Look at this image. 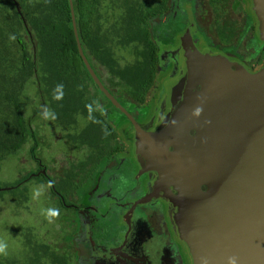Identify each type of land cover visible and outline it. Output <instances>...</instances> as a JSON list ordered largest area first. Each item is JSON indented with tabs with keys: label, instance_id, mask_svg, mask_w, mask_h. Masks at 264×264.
<instances>
[{
	"label": "water",
	"instance_id": "obj_1",
	"mask_svg": "<svg viewBox=\"0 0 264 264\" xmlns=\"http://www.w3.org/2000/svg\"><path fill=\"white\" fill-rule=\"evenodd\" d=\"M12 1L37 62L29 19ZM242 1L240 42L256 25L249 47L259 51L264 0ZM69 3L80 55L113 107L103 114L131 146L86 194L93 207L81 213L78 262L264 264V66L255 70L239 46L215 41L199 16L204 0H171L168 14L149 20L160 86L139 105L107 86L84 48L75 0Z\"/></svg>",
	"mask_w": 264,
	"mask_h": 264
},
{
	"label": "rangeland",
	"instance_id": "obj_2",
	"mask_svg": "<svg viewBox=\"0 0 264 264\" xmlns=\"http://www.w3.org/2000/svg\"><path fill=\"white\" fill-rule=\"evenodd\" d=\"M134 1L100 0L99 4L97 25L99 29H102L104 36L109 37L113 42L117 50L119 68L137 62L138 58L142 56L140 46L138 48L135 45L128 46L129 44L119 41L120 28L127 16V4ZM150 1L157 6L163 0ZM210 14L212 16V13ZM0 19L4 21L3 18L0 17ZM0 25L5 26V21L3 23L0 20ZM28 37L24 38V41L31 46V51L34 53L33 45ZM24 57L23 47L19 43L18 36L14 33L13 39L9 30L7 33L4 30L3 34L0 27V129L1 123L6 120L5 116L10 113L5 103L12 92L17 91L21 95L23 104L21 106L26 118L29 117L32 126H35L43 138L41 140L43 142L38 148V157L48 166L51 175L56 180L60 179L61 174L63 178H67L70 173L67 172L70 170V164L78 162L83 164L82 161L88 160L89 152H86L88 148L84 143L96 146L97 139L94 141L91 135L103 134V131L95 117L93 121L90 120V124L87 126V116L92 117L89 112L93 111L90 106H87V112L85 109H81L76 114L69 113L68 117L72 121L68 123L67 119H63L67 124L61 122L59 118H54L48 107V110L37 116V110L46 106L41 99V85L38 84L40 79L47 92V96L45 94L46 101H50L48 95L51 89L49 73L42 67V63H39L38 77L31 76L29 78L27 66L23 61ZM21 67H23L24 77L29 79L18 85L9 70L17 71ZM97 67L104 80L109 82L111 78L109 70L103 64H98ZM8 85H14L13 89L7 88ZM89 90L91 95L97 94L96 88L91 84ZM116 91L120 96H125L121 94L124 91ZM98 99L105 103L101 96ZM99 109L101 108L99 107ZM60 115L63 116L61 113ZM31 117H34V120L30 119ZM69 141L75 142L69 144ZM2 145L5 147H0V189L15 185L38 168L32 156V148L35 145L32 139L17 151H11L8 146ZM13 146L17 148L16 145ZM99 152L100 148L93 155V160L100 157ZM93 163L94 161L89 162L90 165L83 175L92 173ZM72 177L75 178V175L73 174ZM75 180L77 179L75 178ZM67 182L70 184V179ZM71 187H75V184ZM25 191H31V194L27 196ZM36 192H39L40 195L34 198ZM47 209L59 210V216L53 218L51 223L42 214ZM61 216L64 218L67 215L60 206L58 207L54 203L48 187L42 185L39 178H33L16 189L0 192V241L6 242L8 246L7 256L0 255V264H55L54 261L69 264L66 252H73V243L70 240L68 242L67 238L69 234V238L71 237L74 230H71V224L62 222ZM42 243H46L45 245L49 247L43 251L41 257L38 246ZM56 248L59 250L57 251Z\"/></svg>",
	"mask_w": 264,
	"mask_h": 264
},
{
	"label": "trees",
	"instance_id": "obj_3",
	"mask_svg": "<svg viewBox=\"0 0 264 264\" xmlns=\"http://www.w3.org/2000/svg\"><path fill=\"white\" fill-rule=\"evenodd\" d=\"M20 2L36 39L37 62L34 46L32 53L31 46L24 41L28 34L12 0H0V17L5 21V26L0 27L3 34L4 30L6 33L9 30L11 37H14V33L18 36L23 47L25 55L23 61L27 66L29 78L38 77L39 63H42V67L49 73L50 101L48 103L45 97L46 106L37 110V116L48 110V107L54 118H59L61 122L67 124L63 119L71 122L69 113L76 114L81 109L86 111L87 106H90L93 111L89 112V115L95 117L98 122L108 124L107 117L98 107L99 96L107 100L95 85L80 55L69 0H20ZM99 4L100 0H75L84 48L96 68L98 64H103L109 70L111 78L105 83L114 93H118L116 90L124 91L121 94L139 105H147L160 86L159 48L153 38L149 20L158 15L168 14L171 10V0H163L157 6L150 0H135L127 4V16L120 28L119 41L129 44L128 46L135 45L137 48L140 46L142 56L137 62L123 68L118 67L117 50L113 42L104 36L102 29L97 25ZM0 20L4 23L2 19ZM29 40L32 44L30 38ZM10 72L18 85L29 79L24 77L23 67L17 71L10 69ZM90 84L96 88V95H91ZM43 93L47 96L46 90ZM5 104L10 113L5 116V122L1 123L0 147H5L2 145L5 144L11 151H17L30 139H34L36 144L32 152L35 155L43 138L35 130V126H32L29 117L26 118L21 106L23 104L20 93L13 91ZM30 119L34 120V117ZM91 136L94 141L97 139L96 135Z\"/></svg>",
	"mask_w": 264,
	"mask_h": 264
},
{
	"label": "flooded vegetation",
	"instance_id": "obj_4",
	"mask_svg": "<svg viewBox=\"0 0 264 264\" xmlns=\"http://www.w3.org/2000/svg\"><path fill=\"white\" fill-rule=\"evenodd\" d=\"M205 3L203 6L199 7V16L203 24L209 30L210 35L215 39V41L219 44L226 46H239V50L242 54L249 58V62L251 66L258 70L264 66V47L257 51L255 48H250V41L254 38L256 34V25L253 26L249 34L246 36L244 41L241 43V35L245 28L246 18H247V8L242 0H204ZM212 13V16L211 14ZM99 72L98 67L96 68ZM100 73V72H99ZM101 74V73H100ZM102 77V75H101ZM103 78V77H102ZM28 80V79H27ZM104 80V78H103ZM106 82V81H105ZM40 91H41V99L44 102L45 94L43 93L45 89V85L42 83L41 79L39 80ZM14 85H8L7 88L13 89ZM118 97H121L118 93H115ZM99 100V99H98ZM144 105V104H140ZM102 113L106 109H112V106H109L108 102L99 100V105ZM39 115V114H38ZM90 124V120L93 121V117L88 118ZM109 121V120H108ZM100 124V128L103 131V134L96 135L97 144L96 146H92L89 143H85L88 148V160L82 161L83 164L74 163L70 164V172L67 178H63L62 174L60 175V179L56 180L49 171V168L42 159L38 157V154L34 155L32 152V156L35 159L38 168L35 172H32L27 177L22 179L18 185H25L28 181L33 178H39L42 181V185H46L49 189L50 195L53 197L54 203L59 207H61L66 213V217L61 216L62 222L67 224H71V230H74L71 237L67 238V241L70 240L73 243V252H66V256L68 257L69 264H80L78 262V256L80 251L76 247V239L79 238L81 234H83V221L81 220V213L86 211H90L92 209V205H88L85 203L86 194L93 190L95 180L100 171L111 168L117 165V161L115 159L116 155H121L130 151L131 146L129 142L124 141L119 130L112 122H98ZM36 130V128H35ZM38 132V130H36ZM35 142V140L33 139ZM103 141V142H102ZM75 141H69V144ZM102 143V144H101ZM36 144V142H35ZM40 144V143H39ZM100 148V157L93 160V155H95ZM92 156V157H91ZM94 161L92 164L93 171L90 175H83L88 166L90 165V161ZM46 170V173L43 172ZM80 170V171H79ZM75 172H77L75 174ZM65 173V172H64ZM63 173V174H64ZM34 174H40L38 176L30 177ZM75 175V178L72 175ZM83 175V176H82ZM70 179V184L67 180ZM75 184V187H71ZM15 185V186H18ZM31 191H25V195L29 196ZM70 230V229H69ZM69 232V231H68ZM69 242V241H68ZM46 243H42L38 246L40 250L41 257L43 255V251L49 247L45 245ZM58 251L59 248H56ZM74 254V255H73ZM59 255V254H57ZM38 257V255H37ZM75 257V258H74ZM55 264H60L54 261Z\"/></svg>",
	"mask_w": 264,
	"mask_h": 264
},
{
	"label": "clouds",
	"instance_id": "obj_5",
	"mask_svg": "<svg viewBox=\"0 0 264 264\" xmlns=\"http://www.w3.org/2000/svg\"><path fill=\"white\" fill-rule=\"evenodd\" d=\"M14 39V37H13ZM62 87V85L60 86ZM40 195L39 192L35 193V197H38ZM46 219H48L49 223L53 222V218H56L59 216V210L58 209H47L44 213ZM7 244L4 241H0V255L7 256ZM230 264H236L237 258L236 257H229Z\"/></svg>",
	"mask_w": 264,
	"mask_h": 264
},
{
	"label": "bare ground",
	"instance_id": "obj_6",
	"mask_svg": "<svg viewBox=\"0 0 264 264\" xmlns=\"http://www.w3.org/2000/svg\"><path fill=\"white\" fill-rule=\"evenodd\" d=\"M88 118H89V116H87V119H88ZM88 123H89V120H88ZM88 123H87V126H89ZM80 136H81V134H80Z\"/></svg>",
	"mask_w": 264,
	"mask_h": 264
}]
</instances>
